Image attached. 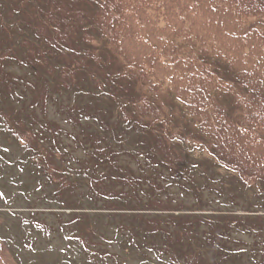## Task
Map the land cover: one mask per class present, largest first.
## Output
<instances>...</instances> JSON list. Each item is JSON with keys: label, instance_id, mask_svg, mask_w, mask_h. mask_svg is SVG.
<instances>
[{"label": "trees", "instance_id": "trees-1", "mask_svg": "<svg viewBox=\"0 0 264 264\" xmlns=\"http://www.w3.org/2000/svg\"><path fill=\"white\" fill-rule=\"evenodd\" d=\"M0 137L92 264H264V0H0Z\"/></svg>", "mask_w": 264, "mask_h": 264}, {"label": "rangeland", "instance_id": "rangeland-1", "mask_svg": "<svg viewBox=\"0 0 264 264\" xmlns=\"http://www.w3.org/2000/svg\"><path fill=\"white\" fill-rule=\"evenodd\" d=\"M11 147L13 148H9V152L0 150L3 155L0 156V264H67L69 260L76 264L89 262L80 250L71 246L72 243L65 234L56 232L47 237L45 232L34 226L32 216L46 213L48 223L55 229L59 228L55 223L56 216L49 214L52 207L57 208L50 196L52 189L43 185L44 176L36 173L33 166L30 170L27 169L29 160L24 157L22 150ZM20 155H23L22 159H19ZM16 160L22 161L26 170L19 172L17 166L20 165L21 168V163L12 162ZM13 173L18 176L11 180L10 174ZM54 212L57 211L54 209ZM85 212L93 217L90 218L91 221L96 215L98 223L101 221L104 225L109 218L108 213ZM67 216L68 214L64 215L62 219ZM102 244L104 248L109 246L111 251H117L113 245L104 242ZM121 256L118 262L109 260V264H145L139 259H123V254ZM154 262L157 263L156 260Z\"/></svg>", "mask_w": 264, "mask_h": 264}]
</instances>
